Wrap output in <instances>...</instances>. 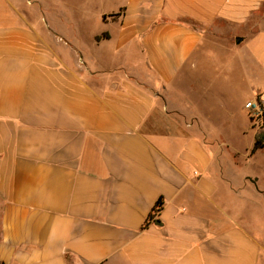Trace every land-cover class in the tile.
Instances as JSON below:
<instances>
[{
  "label": "crops",
  "instance_id": "crops-1",
  "mask_svg": "<svg viewBox=\"0 0 264 264\" xmlns=\"http://www.w3.org/2000/svg\"><path fill=\"white\" fill-rule=\"evenodd\" d=\"M230 78L264 106V0H0V262L264 264Z\"/></svg>",
  "mask_w": 264,
  "mask_h": 264
},
{
  "label": "rangeland",
  "instance_id": "rangeland-1",
  "mask_svg": "<svg viewBox=\"0 0 264 264\" xmlns=\"http://www.w3.org/2000/svg\"><path fill=\"white\" fill-rule=\"evenodd\" d=\"M75 1V0H74ZM72 2V1H69ZM24 11H27L28 9V5L25 3L24 6L22 7ZM4 9L7 11H10V8L7 6H4ZM96 24L98 25V21L96 20V22H91V29L95 28ZM238 77V76H236ZM227 87L228 91H229V98H228V106L229 109L234 110L235 114H236V119L235 121L237 122V126L239 128L244 127L245 126V112L242 111L241 109L245 106V103L249 100H252L251 97H253V93L249 90L248 87H246L245 84L242 85V81L241 80H236V79H232L230 78V80L228 81L227 85H224V88ZM215 93V92H213ZM177 103L179 102V99L176 97ZM188 100L187 103L185 105H183V103L181 102V106L183 107L182 110L186 111V112H190V110H194V108L190 107V105L188 104ZM180 103V102H179ZM178 103V104H179ZM180 106V105H179ZM201 112L205 111V108H200ZM251 117V116H250ZM251 121L254 125V128L257 129V133L264 131V129H260L259 125L255 124V120H253L251 118ZM249 143V139H244V144Z\"/></svg>",
  "mask_w": 264,
  "mask_h": 264
},
{
  "label": "built area",
  "instance_id": "built-area-1",
  "mask_svg": "<svg viewBox=\"0 0 264 264\" xmlns=\"http://www.w3.org/2000/svg\"><path fill=\"white\" fill-rule=\"evenodd\" d=\"M261 99L250 101L246 104V108L249 110L250 116L255 120V124L259 125L260 129H264V108Z\"/></svg>",
  "mask_w": 264,
  "mask_h": 264
},
{
  "label": "trees",
  "instance_id": "trees-1",
  "mask_svg": "<svg viewBox=\"0 0 264 264\" xmlns=\"http://www.w3.org/2000/svg\"><path fill=\"white\" fill-rule=\"evenodd\" d=\"M264 148V131L258 132L255 136V144L252 153H255L261 149ZM164 205L163 199H159L156 206L154 207L152 213L150 214L148 220L151 221L153 220L156 215L162 210ZM0 264H3L0 262Z\"/></svg>",
  "mask_w": 264,
  "mask_h": 264
},
{
  "label": "water",
  "instance_id": "water-1",
  "mask_svg": "<svg viewBox=\"0 0 264 264\" xmlns=\"http://www.w3.org/2000/svg\"><path fill=\"white\" fill-rule=\"evenodd\" d=\"M241 39H237V42L239 43Z\"/></svg>",
  "mask_w": 264,
  "mask_h": 264
}]
</instances>
